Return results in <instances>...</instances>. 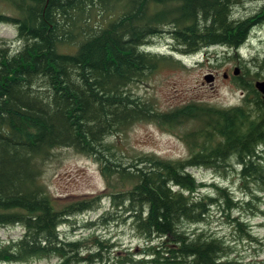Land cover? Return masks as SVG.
Masks as SVG:
<instances>
[{
    "label": "trees",
    "instance_id": "trees-1",
    "mask_svg": "<svg viewBox=\"0 0 264 264\" xmlns=\"http://www.w3.org/2000/svg\"><path fill=\"white\" fill-rule=\"evenodd\" d=\"M252 1L0 0V23L13 25L17 35L14 49L0 48V228L20 229L17 239H0V263L227 264L228 241L197 228L207 225L214 208L239 237L249 238V225L230 219L238 208L230 190L213 183L214 194L204 193L209 185L189 170L223 175L234 170L250 198L239 210L254 214L252 200L264 194V104L252 85L257 74L239 61L232 82L243 99L230 108L188 103L159 112L130 87L170 60L146 51L164 29L174 53L237 51L254 21L235 20L234 11ZM95 5L121 12L93 26ZM140 122L170 131L192 124L179 136L188 157L139 155L123 161L109 139ZM59 148L94 161L107 192L57 207L40 178ZM103 200L108 208L85 223L87 235L63 234L61 228ZM118 222H128L143 240L139 255L97 234V226Z\"/></svg>",
    "mask_w": 264,
    "mask_h": 264
},
{
    "label": "rangeland",
    "instance_id": "rangeland-1",
    "mask_svg": "<svg viewBox=\"0 0 264 264\" xmlns=\"http://www.w3.org/2000/svg\"><path fill=\"white\" fill-rule=\"evenodd\" d=\"M263 3L259 0L244 3L234 11L236 13L234 19L245 20L253 16L262 8ZM114 7L106 10L95 5L90 11V24L103 26L114 19L121 12L119 7L116 9ZM163 31L150 40L146 49H149L147 52L169 57L170 60H164L152 74L130 87L132 92L151 103L159 112L165 113L188 103H203L217 108L240 105L243 91L232 82L234 77L232 72L235 67H239V61L249 70V74H257L252 80L253 86L257 81H264V24L251 28L248 39L237 51L225 47H211L188 55L171 52L174 46L168 39V29ZM16 38V29L13 25L0 23V48L14 49L17 46ZM208 74L217 76L216 81L206 83L204 77ZM226 74L229 75L227 79L224 77ZM190 128L192 124L186 123L170 131L157 126L154 122H140L125 133L109 140L117 144L116 147L123 161L139 155H154L163 160L178 161L186 159L189 155L186 144L179 136ZM189 171L198 181L209 185L202 191H206L204 193L214 194L215 189L210 186L213 183L230 190L234 202L238 203V208L231 210L230 219H243L249 225L248 228L251 227L249 230L251 237L264 242V194H257L258 199L252 200L250 211L254 214L243 213L239 207L250 198L240 189L234 170L228 168L225 175L203 169ZM40 180L57 207L97 195L104 190L107 192L98 165L89 157L71 148H59L53 151L51 159L43 165ZM107 208V201L103 200L94 211L76 217L72 225L61 228L63 234L74 238L87 235V231L84 230L85 223L97 221ZM96 230L97 234L115 243L122 252L131 250L139 255V251L145 247L143 240H139L132 233L128 222L97 226ZM197 230L214 233L228 241L230 252L232 251L229 258L231 263H235L232 261L236 260H241L243 264L256 262L251 256V246L247 244L255 241L239 237L234 231V226L226 222L220 209H212L207 225ZM19 236L20 229L17 227L0 228V239L4 242L17 239ZM261 257L259 261H263ZM12 264H56V260L33 259L26 263Z\"/></svg>",
    "mask_w": 264,
    "mask_h": 264
},
{
    "label": "flooded vegetation",
    "instance_id": "flooded-vegetation-1",
    "mask_svg": "<svg viewBox=\"0 0 264 264\" xmlns=\"http://www.w3.org/2000/svg\"><path fill=\"white\" fill-rule=\"evenodd\" d=\"M262 19H264V3H263L262 8L256 14H254L253 16H251V17H249V18H247L245 20L254 21L253 24H254V27H255V26H257V22H260ZM259 25H263V24H259ZM224 77L227 79V77H229V75L226 74V75H224ZM216 78H217V76L213 77V81L214 82L216 81ZM250 228L251 227L248 228L249 238H247V239L248 240L250 239V240L255 241V242L254 243H247V244L249 246H251V248H250V249H252L251 256L254 259H256V262L254 264H264V257L263 256L261 257V255H264V247H263V243L264 242L263 241H259L258 238H257V240H254V238L251 237L252 235H250L251 234L250 231H249ZM230 250H229L230 254L228 253V255L225 257L226 261H230L229 258L232 255V251L230 252ZM260 257L263 258V261H259ZM232 262H235V263H231V261H230V262H227V264H243L241 262V260H236V261H232Z\"/></svg>",
    "mask_w": 264,
    "mask_h": 264
},
{
    "label": "water",
    "instance_id": "water-1",
    "mask_svg": "<svg viewBox=\"0 0 264 264\" xmlns=\"http://www.w3.org/2000/svg\"><path fill=\"white\" fill-rule=\"evenodd\" d=\"M239 73V70L238 68H234L233 69V75L234 76H237ZM204 81L208 84L212 83L213 82V76L211 74H208L204 77ZM255 90L257 91V93H259L261 95V99H262V102L264 104V81H257L254 83V86Z\"/></svg>",
    "mask_w": 264,
    "mask_h": 264
}]
</instances>
